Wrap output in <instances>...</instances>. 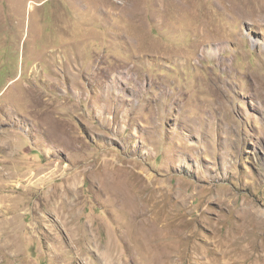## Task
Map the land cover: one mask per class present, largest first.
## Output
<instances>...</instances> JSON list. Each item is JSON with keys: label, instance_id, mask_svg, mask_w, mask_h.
<instances>
[{"label": "rangeland", "instance_id": "rangeland-1", "mask_svg": "<svg viewBox=\"0 0 264 264\" xmlns=\"http://www.w3.org/2000/svg\"><path fill=\"white\" fill-rule=\"evenodd\" d=\"M260 3L0 0V264H264Z\"/></svg>", "mask_w": 264, "mask_h": 264}, {"label": "bare ground", "instance_id": "bare-ground-1", "mask_svg": "<svg viewBox=\"0 0 264 264\" xmlns=\"http://www.w3.org/2000/svg\"><path fill=\"white\" fill-rule=\"evenodd\" d=\"M232 1V0H231ZM253 3V2H252ZM232 4V3H231ZM240 4V3H239ZM261 6H260V9L258 10L259 12H264V0H261ZM251 5V4H250ZM232 6V5H231ZM230 6V7H231ZM243 7V6H242ZM247 7V6H246ZM249 7V6H248ZM240 7H235V9L236 10H234L233 12H234V14L236 15V16H239V12H241L240 10H237V9H239ZM231 10H232V8H231ZM246 11V9L243 11V12H245ZM252 11V10H251ZM259 13H257L256 12V10L255 11H252V12H250V10H249V12H246V15H248L250 18H252L254 21L255 20H257V22H260L261 24L262 23H264V18H261L262 16H261V14H259L260 15V18L257 16ZM262 19V20H261ZM250 21V20H249ZM263 21V22H262ZM257 28V23H255L254 25H253V28H252V31H254L255 29ZM215 35V34H214ZM259 41V40H258ZM258 41H256V42H258ZM229 252V251H228Z\"/></svg>", "mask_w": 264, "mask_h": 264}]
</instances>
